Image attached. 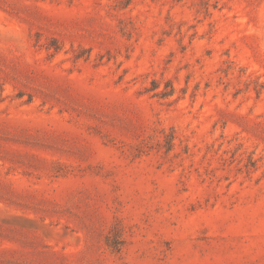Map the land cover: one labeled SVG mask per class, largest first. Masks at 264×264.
I'll return each mask as SVG.
<instances>
[{
  "label": "rangeland",
  "instance_id": "374dc122",
  "mask_svg": "<svg viewBox=\"0 0 264 264\" xmlns=\"http://www.w3.org/2000/svg\"><path fill=\"white\" fill-rule=\"evenodd\" d=\"M0 264H264V0H0Z\"/></svg>",
  "mask_w": 264,
  "mask_h": 264
},
{
  "label": "trees",
  "instance_id": "16d2710c",
  "mask_svg": "<svg viewBox=\"0 0 264 264\" xmlns=\"http://www.w3.org/2000/svg\"><path fill=\"white\" fill-rule=\"evenodd\" d=\"M153 84H154V87H153L154 89L158 88V86L155 85L156 84L155 81H153ZM174 91H175V87L172 86L170 90L164 89V90L157 92L156 94L162 97H166V96L172 95ZM150 138L151 139L153 138L152 140L155 139L158 146L162 145L165 148V151L167 154L173 151L174 146H175V139H176L175 131L173 130L166 131L165 129H155L153 131V134H151ZM151 143L145 142V146L150 147L151 145H148V144H151ZM186 152L188 151L186 150ZM249 163L253 165L254 161L251 160ZM107 244L113 247L114 249L118 250L120 241H114L111 243H108L107 241Z\"/></svg>",
  "mask_w": 264,
  "mask_h": 264
}]
</instances>
